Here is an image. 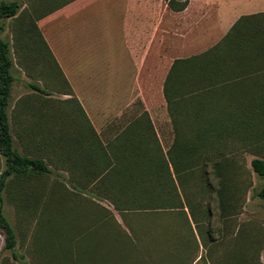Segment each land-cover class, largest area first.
<instances>
[{
    "label": "trees",
    "instance_id": "trees-1",
    "mask_svg": "<svg viewBox=\"0 0 264 264\" xmlns=\"http://www.w3.org/2000/svg\"><path fill=\"white\" fill-rule=\"evenodd\" d=\"M70 1L65 0L38 19ZM169 4L181 10L188 0H170ZM21 8L20 0L0 1V20L16 18ZM20 26L16 43L21 48L37 49L43 45L42 39L40 42L39 37L33 35L30 26L26 29L24 25ZM0 29H3L2 25ZM38 31L36 29L37 34ZM13 69L10 42L0 36V227L5 231L6 248L24 264L29 263L24 254L17 252L16 232L3 208L5 193L12 198L15 195L27 198L25 201L29 207L36 208L41 218H48L49 221L43 225L45 242L40 249L45 251L50 262L53 255L57 260H66L64 256L71 252L64 245L79 242L80 237L90 236L99 230L103 232L100 243L93 247L106 264H112L114 256H119L120 260L121 256L122 261L144 262L146 251L141 252L138 248L139 234L130 224L129 213L140 210L175 213L179 219H184L188 237L186 241L185 238L178 239L176 245H182L184 240L188 247L198 246L197 233L201 234L199 224L203 211L189 199L187 181L199 173L198 184L204 185L208 178L204 180L203 174H207L209 166H215L217 174L224 177L223 185L217 188L220 206L224 214L230 212L234 205L228 195L232 186V179L228 177L232 178L239 172L232 149L237 148L236 145L251 147L264 137V12H261L242 16L228 34L208 50L174 61L164 83V96L175 133L167 153L152 129L150 135L136 136L146 145L138 144L126 150L125 157L129 161L106 165L108 171L97 184L105 194L95 198L112 203L123 220L130 224L131 234L116 220L114 224L108 222L98 211L94 216L90 215L92 218L88 217V221L82 220V228L79 217L74 218L75 223H70L68 218L76 211H65L66 197L53 195V192L59 194L60 189L48 195L44 176L52 169L44 157L24 154L15 145L9 117L15 80ZM30 86L48 93L38 84L31 83ZM229 154L233 156H226ZM251 166L257 175L264 178V158H253ZM59 185L64 186V182L56 184L58 188ZM204 190L203 187L198 192ZM255 196L264 199V184ZM207 210L210 213V208ZM63 218L66 221L63 222ZM95 221L96 225H92ZM231 241L230 247L214 264H260L256 254H247L242 233H233ZM136 253L142 256L136 259L139 257Z\"/></svg>",
    "mask_w": 264,
    "mask_h": 264
},
{
    "label": "crops",
    "instance_id": "crops-1",
    "mask_svg": "<svg viewBox=\"0 0 264 264\" xmlns=\"http://www.w3.org/2000/svg\"><path fill=\"white\" fill-rule=\"evenodd\" d=\"M169 1L72 0L36 22L44 43L24 53L33 55L34 68L38 57L39 73L69 109L14 112V122L9 117L20 151L43 156L52 169L44 176L46 191L60 189L53 195L66 197V212L88 209L86 198L105 194L97 184L106 165L129 161L126 150L146 145L138 134L154 129L167 153L147 99L163 100L168 111L164 83L174 61L216 45L242 16L264 12V3L253 0L231 6L228 0H188L181 10ZM122 223L131 234V222Z\"/></svg>",
    "mask_w": 264,
    "mask_h": 264
},
{
    "label": "rangeland",
    "instance_id": "rangeland-1",
    "mask_svg": "<svg viewBox=\"0 0 264 264\" xmlns=\"http://www.w3.org/2000/svg\"><path fill=\"white\" fill-rule=\"evenodd\" d=\"M20 1L22 8L16 18L0 20V25L3 27V29H0V36L10 42L14 58L13 73L15 80L12 86L11 105L9 108L12 122L17 121V114L14 116V112H66L70 105L69 102L65 101L64 98L66 97L62 94L50 91V86L45 83L43 78L46 75L44 74L45 76H43L39 73L41 66L39 67L40 60L38 57L37 63H34V68L33 55H30L29 59L24 53L27 48H21L17 44L18 42L16 43V37L20 36L18 31L21 27L20 25H24L25 29L30 26L33 30V35L38 38L36 32V29H38L36 26L38 17L60 5L65 0ZM235 1L238 0H228L229 6L233 5ZM253 2L264 3V0H253ZM187 32L188 30H186V36ZM191 54L192 52L185 53L186 56ZM26 58L29 66L25 67L23 65L26 63L24 62ZM31 83L40 85L52 95L34 89L30 86ZM162 101L153 99L150 102L147 99L146 102L151 112H153L155 124L164 147L168 148L174 140L175 133L170 117L167 114L166 104ZM23 105L25 110L20 111L19 108ZM14 137L15 145L20 147L15 131ZM263 144L264 137L258 139L257 143L251 147L244 145L243 148H240V145H236L238 147L232 149L235 156L234 163L238 167L239 172L237 175H233L232 178L228 177L232 179V186H230L228 195L231 196L229 198L234 206L226 214L221 209L220 196L217 192L218 186L223 185L224 177L222 178L217 174L215 166H209L207 174H203L204 180L206 177L208 178L204 185L202 183L198 184L199 173H195L187 181L189 199L191 198L195 202L194 204H198L203 211L199 224L201 234L197 233L198 246L193 247L192 245L188 247L189 245H186L185 241L188 239L186 236L187 226L184 223V219H179L180 217L175 213L166 211L161 214L158 210L130 212L128 215L130 222L139 234L137 238L139 241L138 248L141 252L142 250L146 251L147 259H144V262L122 261L121 256V260L119 256H114L112 257V264H208V261L210 264H214L216 259L220 258L224 253L225 249L230 247L232 244L231 238H233V233L235 234L236 232L242 233L247 254H256L259 257V263L264 264V199L255 196L264 184V178L257 175L251 166L253 158H264ZM233 155L229 154L226 156L231 158ZM228 178L226 177V180ZM203 187L205 190L199 193L198 191L203 189ZM86 199L91 209L84 208L70 214L68 218L70 223H75L76 220L74 221V218L79 217L80 220L78 222L80 227H82V220L85 218L88 221V217L92 218L90 215L94 216L95 211L100 212V215L107 218L111 224H114L115 220L116 222L119 220L122 223V216L114 212L112 203L108 200H99L93 197ZM25 200L27 201L28 199L16 195L14 198L8 197L5 193L3 208L16 232L18 241L17 252L24 254L29 264H106V261L97 254L98 251L93 247L95 244L100 243V238L103 234L100 230L91 233L90 236L80 237L82 239L79 242H70L72 244L64 245L65 249L67 248L71 252L69 256L63 255L66 260H57L55 255H53L54 259L50 262L46 258L45 251L40 249L43 242H45L43 225L49 220L46 216L41 218V214L37 212L36 208L29 207ZM208 207L210 208V213L207 210L209 209ZM90 211H92V214ZM188 215L190 216L189 213ZM64 221L66 220L63 218ZM121 223L118 222L120 226L123 224ZM92 225H96V221ZM194 230L196 231L195 227ZM181 238H185V241H182L185 245H176L177 240L181 241ZM81 252H85V254L83 255ZM139 254L136 253V256H139H135L136 259L142 256ZM0 264H24L15 259L11 250L6 248L5 231L2 227H0Z\"/></svg>",
    "mask_w": 264,
    "mask_h": 264
}]
</instances>
